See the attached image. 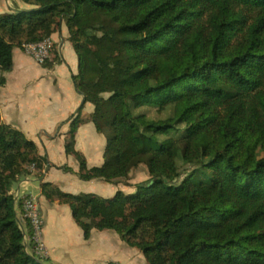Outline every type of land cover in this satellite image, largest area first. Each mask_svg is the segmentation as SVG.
Masks as SVG:
<instances>
[{
	"label": "trees",
	"instance_id": "trees-1",
	"mask_svg": "<svg viewBox=\"0 0 264 264\" xmlns=\"http://www.w3.org/2000/svg\"><path fill=\"white\" fill-rule=\"evenodd\" d=\"M35 2L0 14V68H13L15 47L67 24L80 61L76 87L95 105L75 118L67 140L81 177L114 181L142 164L153 177L140 186L145 192L119 189L109 197L44 183L47 198L71 206L85 238L94 228L115 229L148 264H264V0ZM110 25L119 27L134 63L117 68L110 96H91L106 69L93 34ZM53 54L61 60L56 42ZM125 73L132 77L121 80ZM84 121L107 135L101 166H89L75 148ZM123 126L136 146L126 157ZM47 161L0 114V264H47L27 244L17 210L25 197L11 191L28 172L25 163L43 172ZM188 163L196 168L180 183Z\"/></svg>",
	"mask_w": 264,
	"mask_h": 264
},
{
	"label": "crops",
	"instance_id": "crops-1",
	"mask_svg": "<svg viewBox=\"0 0 264 264\" xmlns=\"http://www.w3.org/2000/svg\"><path fill=\"white\" fill-rule=\"evenodd\" d=\"M34 7L38 4L31 0H0V14ZM53 36L58 41L61 60L53 61L52 66L38 62L24 46H17L13 68H0L3 122L35 140L40 152L48 153L51 159L43 173L35 172L40 174L37 196L44 218L42 235L49 247L51 261L54 264H148L145 252L123 239L115 229L94 228L91 236L85 238L84 227L75 220L71 206L51 202L43 192L44 183H50L67 193L94 192L109 197L119 189L137 192L140 185L147 186L153 181L152 177L150 183L135 182L128 187L121 177L114 181L81 177L80 160L66 148V143L75 118L88 117L95 105L75 84L74 75L80 72V61L70 39L69 26L64 24L62 31ZM75 138V148L83 153L89 166L104 164L107 136L98 131L95 122L81 123ZM67 166L71 170L64 168ZM26 182L34 183L36 179L24 178L19 187ZM29 194L32 193L26 195ZM18 195V198L23 195L21 189Z\"/></svg>",
	"mask_w": 264,
	"mask_h": 264
},
{
	"label": "rangeland",
	"instance_id": "rangeland-1",
	"mask_svg": "<svg viewBox=\"0 0 264 264\" xmlns=\"http://www.w3.org/2000/svg\"><path fill=\"white\" fill-rule=\"evenodd\" d=\"M31 1L34 2L35 4L37 3V2H35L36 0H31ZM48 1L49 0H42V3H47ZM93 35H94L93 40L97 41L100 45L101 56L106 59V69H105V73L102 74V76L100 78H98V80H96L94 83H92L90 85L89 93L91 96L94 94H101V95L108 97L114 92L113 88L116 84L115 79L120 77V72L119 73L117 72L118 71L117 68H119V66L126 67V66L133 64L134 58H133V54L129 51V49L125 45L124 40L122 38V34L120 33L118 26L110 25L109 27L101 28V29H99V31L97 33H94ZM50 37H52L54 39L53 35ZM54 42H56L55 39H54ZM56 43L58 45V41ZM53 61H55V60H53ZM121 75H123V74H121ZM128 77H132V75H128L127 73H125V76L122 77L121 80L128 78ZM112 85H113V87L111 88ZM127 86H130V84ZM124 87H125V85H124ZM98 131H100V130L98 129ZM121 131H122V137H121L120 143H121V147H122V150L124 153V157H126L135 151L136 146H135V143L133 142V140L131 139L130 131L125 126H123L121 128ZM29 139H31V138H29ZM33 141H35V140H33ZM107 142H108V138H107ZM66 148H68L69 151L71 150V147H69L67 145V143H66ZM38 149H39V147H38ZM39 152H40V150H39ZM41 154H43V153H41ZM43 155L47 156V158H48V161L44 165V169H46L49 167V162H51L50 161L51 159H50V156L48 153L43 154ZM75 156L78 157L77 155H75ZM24 166L27 168L26 170L28 172L21 174V175H19V174L17 175V176H19V180H17L13 184L11 191L15 192L16 197L19 196L18 194L20 193V189H21L23 195H26V194L31 192L37 196V193L39 194V189L37 188V184L40 183L38 181V175H40V174L35 173V172H37V170H36L37 165L35 163H25ZM195 168H196L195 163H188V164L184 165L183 168L181 169L182 177L180 178L179 182L181 183L184 180V178L187 176L186 174H188L189 172H191ZM43 172H44V170H43ZM43 172H39V173H43ZM27 177H29L30 179H36V182H34V183L26 182V183H24V185L22 184L23 185L22 188L19 187V185L21 184L20 181H22L24 178H27ZM121 178H122L121 180L123 182L128 183V187H131L132 184L135 182L136 183L141 182L140 184H142L143 182L149 181V183H150L152 181V174L150 173L148 167L145 164H142L141 166L133 167L129 171L128 175L121 176ZM140 179H142V180L139 181ZM142 186L144 187V185H142ZM139 188L141 190H143L142 192L146 191L145 188L144 189L142 187H139ZM128 189H130V188H128ZM126 193H130V192H126ZM23 195H20V197ZM25 197L27 198V195ZM26 198L23 200L22 206L19 203L18 199H16V200L18 201L17 210L19 213L20 220H21V222L24 221V223H25V226L24 225L23 226L25 227L27 244L28 245L30 244L31 246L34 247L37 254L39 256H41L42 262H44V260H46L47 264H54L50 258V250H49V254L45 255V254H42L36 247V240L34 238V235H35L34 225L35 224L33 223L32 219L29 216L24 215L26 208H27ZM37 198H38V196H37ZM38 200H39V198H38ZM55 202H57V201H55ZM57 203H59V202H57ZM35 210H36V208L33 211H35ZM37 212L40 215V219L42 221V223H41L42 229H43L44 218L42 216L43 211H41V209H40V204L38 206ZM29 225L31 226L30 231H29ZM40 238L43 242H45V239L43 238L42 234H40ZM46 245H47V243H46ZM117 263H120V262H115L113 264H117Z\"/></svg>",
	"mask_w": 264,
	"mask_h": 264
},
{
	"label": "built area",
	"instance_id": "built-area-1",
	"mask_svg": "<svg viewBox=\"0 0 264 264\" xmlns=\"http://www.w3.org/2000/svg\"><path fill=\"white\" fill-rule=\"evenodd\" d=\"M54 39L52 37H46L37 42H27L24 43L23 46L25 50L30 53L38 62L45 63L53 60V45ZM27 208L24 215L29 216L34 225L35 235L34 238L36 240L37 249L45 255L49 254V247L43 242L40 238V234H42V221L40 219V215L38 214V206L39 200L35 194H29L26 198ZM38 205V206H37ZM36 208L35 211H33ZM121 264V263H117Z\"/></svg>",
	"mask_w": 264,
	"mask_h": 264
},
{
	"label": "water",
	"instance_id": "water-1",
	"mask_svg": "<svg viewBox=\"0 0 264 264\" xmlns=\"http://www.w3.org/2000/svg\"><path fill=\"white\" fill-rule=\"evenodd\" d=\"M85 100V99H84ZM18 198V197H17Z\"/></svg>",
	"mask_w": 264,
	"mask_h": 264
}]
</instances>
